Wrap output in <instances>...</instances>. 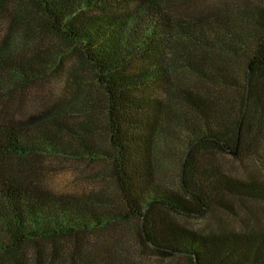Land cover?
<instances>
[{
    "label": "trees",
    "instance_id": "trees-1",
    "mask_svg": "<svg viewBox=\"0 0 264 264\" xmlns=\"http://www.w3.org/2000/svg\"><path fill=\"white\" fill-rule=\"evenodd\" d=\"M219 156L264 168L262 3L0 0V264H264L261 212L188 225L264 208ZM43 158L99 189H45Z\"/></svg>",
    "mask_w": 264,
    "mask_h": 264
},
{
    "label": "rangeland",
    "instance_id": "rangeland-1",
    "mask_svg": "<svg viewBox=\"0 0 264 264\" xmlns=\"http://www.w3.org/2000/svg\"><path fill=\"white\" fill-rule=\"evenodd\" d=\"M222 1L223 0H220V3ZM258 1L264 6V0H257V2ZM218 2L219 0H216V3ZM62 79L63 82L64 79H66V72L64 70L62 71ZM62 86L63 84L61 81V84L54 85L53 91L56 94H59L61 89H59V87ZM29 104L32 106L31 103ZM29 104L26 107V114L32 111ZM217 162L223 171L241 180H249L250 178L260 179L261 177L264 178V168H257L258 163L251 161L250 159L236 160L232 156H219L217 158ZM41 163L43 167L42 169L48 171V174H46L45 171L43 177H41V182H43L44 188L51 192L66 195L84 193L91 190L96 191L99 189V185H94L84 181L83 179H79L76 169H74V167L66 161L43 158ZM232 203L235 206L234 214H228L220 211L210 212L203 219H194L189 221V227L198 231H205L207 233L215 232L216 234L220 233L222 230H248V228L255 225L254 212H261L260 219L262 220V225H264V208H261L256 204H249L242 209L240 208L238 202L234 201L231 202V204ZM246 212L249 214L248 216Z\"/></svg>",
    "mask_w": 264,
    "mask_h": 264
}]
</instances>
